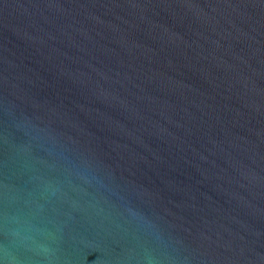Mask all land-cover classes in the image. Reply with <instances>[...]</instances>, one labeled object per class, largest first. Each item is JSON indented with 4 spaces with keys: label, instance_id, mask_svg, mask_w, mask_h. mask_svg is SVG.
<instances>
[{
    "label": "water",
    "instance_id": "obj_1",
    "mask_svg": "<svg viewBox=\"0 0 264 264\" xmlns=\"http://www.w3.org/2000/svg\"><path fill=\"white\" fill-rule=\"evenodd\" d=\"M0 264H264V0H0Z\"/></svg>",
    "mask_w": 264,
    "mask_h": 264
}]
</instances>
